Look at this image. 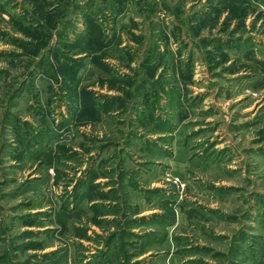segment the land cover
<instances>
[{
    "label": "rangeland",
    "instance_id": "obj_1",
    "mask_svg": "<svg viewBox=\"0 0 264 264\" xmlns=\"http://www.w3.org/2000/svg\"><path fill=\"white\" fill-rule=\"evenodd\" d=\"M261 63L264 0H0V264H264Z\"/></svg>",
    "mask_w": 264,
    "mask_h": 264
},
{
    "label": "trees",
    "instance_id": "obj_2",
    "mask_svg": "<svg viewBox=\"0 0 264 264\" xmlns=\"http://www.w3.org/2000/svg\"><path fill=\"white\" fill-rule=\"evenodd\" d=\"M247 40H245L244 41V45L243 46H245V45H247ZM246 47V46H245ZM261 66H262V68H263V72H264V63H261ZM198 250V252L200 253V250H201V252H205V251H207V252H210L211 250L209 249H206V248H202V249H197ZM199 253H197V254H199ZM221 255L218 253L217 255H216V258H219ZM235 264H238V263H235ZM246 264V263H245Z\"/></svg>",
    "mask_w": 264,
    "mask_h": 264
}]
</instances>
